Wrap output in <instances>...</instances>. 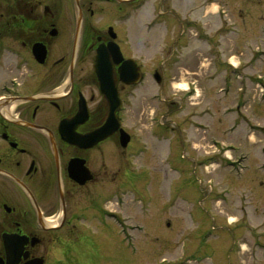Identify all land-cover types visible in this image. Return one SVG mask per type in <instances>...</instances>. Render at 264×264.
I'll use <instances>...</instances> for the list:
<instances>
[{"label":"flooded vegetation","instance_id":"1","mask_svg":"<svg viewBox=\"0 0 264 264\" xmlns=\"http://www.w3.org/2000/svg\"><path fill=\"white\" fill-rule=\"evenodd\" d=\"M138 1L0 0V264L113 263L103 252L119 248L114 236L146 231L140 218L147 205L120 197L127 174L121 166L129 169L142 135L141 122L126 114H136L134 89L146 76L139 65L140 83H123L112 50L117 44L131 58L122 51L129 39L119 34L117 18ZM102 46L109 74L99 77L93 63ZM105 86L115 88L119 103L110 105ZM240 106L234 112L246 124ZM126 121L137 132L121 147ZM193 129L207 133L212 126L197 120ZM241 144L208 146L228 159L243 154ZM254 167L263 177L264 164Z\"/></svg>","mask_w":264,"mask_h":264},{"label":"rangeland","instance_id":"2","mask_svg":"<svg viewBox=\"0 0 264 264\" xmlns=\"http://www.w3.org/2000/svg\"><path fill=\"white\" fill-rule=\"evenodd\" d=\"M217 4L226 6L237 26L230 28L232 33L220 40L214 53L213 46L196 42L195 35L201 23L211 32L210 39L217 41L218 36L213 35L221 27L214 9ZM123 14L117 25L119 34L129 41L121 44L122 51L134 58L146 75V82L134 89L138 95L132 103L136 114L126 115L141 122V137L148 144L143 150L135 148L129 169L121 166V174H127L121 179L120 196L126 201L131 198L137 207L147 205L150 211L148 217L140 218L146 231L131 234V246L122 234L114 236L119 248L103 253L114 255L115 261L104 260V264H264V252L253 260L249 254L234 250L240 242L252 252L264 248V175L252 170L264 163V156L258 155L264 152V89L253 87L258 74L263 73L264 78V57L251 59L257 46L264 51V0H143ZM182 26L187 31L179 44ZM214 54L239 65L250 60L246 74L231 78L230 87H226L229 94H225L223 76L215 75L212 83L205 81V74L214 71L207 60ZM155 70L161 75L160 84L154 80ZM194 79H201L200 97L190 101L178 86L187 88ZM221 87V94L215 92ZM174 94L182 97L183 111L169 120H175L179 131L165 132L158 122L152 126L149 118L156 119L168 110L177 113L179 104L171 103L176 101ZM158 95L168 101L165 109ZM193 102L199 106H190ZM236 105L242 106L250 126L259 125L249 127L255 136L249 133L245 139L248 128L232 111ZM203 109H209L213 116L199 119L212 126L207 133L190 129L189 120L196 114L193 119L197 121ZM130 123L126 121L124 129L136 133L129 129ZM234 123L238 124L235 131L231 130ZM151 128L162 141L150 139ZM203 136L217 147L224 142L243 143L241 150L249 155L243 165L237 163L243 170L228 168L225 158L212 152L207 142L195 144ZM247 189L252 191L249 200L242 202L239 195ZM216 199L220 200L218 208Z\"/></svg>","mask_w":264,"mask_h":264},{"label":"water","instance_id":"3","mask_svg":"<svg viewBox=\"0 0 264 264\" xmlns=\"http://www.w3.org/2000/svg\"><path fill=\"white\" fill-rule=\"evenodd\" d=\"M115 50L117 54L115 59L117 61L118 59H120V54H118L119 53L118 49H115ZM106 52H107L106 49L101 48L97 50L96 55H95L94 68L97 74L102 77L109 74V72L105 70L107 68V65H106L107 58L105 57ZM120 76H121V79L125 83H131L134 78L138 77V73L136 71V67L134 66L133 60H126L122 63L120 67ZM103 89H104L103 90L104 93L108 96L107 98L111 100L115 99V94H114L115 91L109 90V93H108V90L106 89V87H103Z\"/></svg>","mask_w":264,"mask_h":264},{"label":"bare ground","instance_id":"4","mask_svg":"<svg viewBox=\"0 0 264 264\" xmlns=\"http://www.w3.org/2000/svg\"><path fill=\"white\" fill-rule=\"evenodd\" d=\"M214 9H216V7L214 8ZM178 87H180V86H178ZM184 87V86H183ZM182 87H180V89H181Z\"/></svg>","mask_w":264,"mask_h":264},{"label":"clouds","instance_id":"5","mask_svg":"<svg viewBox=\"0 0 264 264\" xmlns=\"http://www.w3.org/2000/svg\"><path fill=\"white\" fill-rule=\"evenodd\" d=\"M184 85H180V87H183Z\"/></svg>","mask_w":264,"mask_h":264}]
</instances>
